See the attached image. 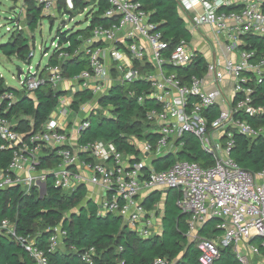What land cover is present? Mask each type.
I'll return each instance as SVG.
<instances>
[{"label": "built area", "instance_id": "built-area-1", "mask_svg": "<svg viewBox=\"0 0 264 264\" xmlns=\"http://www.w3.org/2000/svg\"><path fill=\"white\" fill-rule=\"evenodd\" d=\"M33 1L41 8L42 15L51 17L61 12L73 13L82 4L87 5L83 10H90L87 16L90 22L85 28L89 30L88 35L78 39L79 49L73 53L84 52L87 69L71 80L62 78L60 66L47 69V80L32 71V67L26 75L21 73L19 85L30 94L44 79L54 89L64 80L74 84L67 95L58 99L37 130L17 132L14 124L0 117L1 149L13 150L7 170L0 171V191L15 186L27 194L33 188L40 191L49 176L54 188L62 192L84 187L87 194L92 189L87 198L94 203L98 215L117 216L144 240L155 236V226L142 206L143 198L153 191H173L179 212L192 218L186 236L195 243L198 264H214L219 250L225 247L232 248L241 264H248L237 247L244 241L257 239L259 247L264 249V170L249 173L229 155L234 131L247 137L262 133L235 116L239 113L249 117L264 115V108L253 104V90L248 86L260 82L264 54L256 58L255 51L240 48L247 35L264 37V0H176L191 35L201 27L213 34L215 41L210 56L201 54L192 42L184 40L171 47L158 25L150 23L137 0H105L107 8L98 15L97 0ZM17 17L13 27H6V32L21 30ZM96 17L107 19L108 24L94 23ZM62 26H66L65 22ZM67 46L69 43L62 47ZM60 50L57 44L54 53L58 59L70 57ZM199 55L205 61V75L191 76L187 83L182 82L172 69L188 67ZM137 83L146 85L137 102L142 104L148 99L159 105V109L150 110L146 116L152 126L150 132L158 136L155 141L134 140L135 155L121 152L114 143L102 140L80 147L69 145V129L74 126L78 138L89 127L88 118L97 114L96 110L92 111L79 125L66 120L58 123L54 119L56 114L63 113L66 118V110L73 112V96L88 92L92 99L99 101L115 85ZM129 95L133 97L135 92ZM2 99L13 97L3 95ZM216 105L219 114L208 124L203 112ZM186 135L197 139L213 163L203 167L176 161L168 168L155 170L151 161L176 154L184 145L182 139ZM43 156L57 159L59 165L53 170L38 169ZM211 219L219 221L217 228L223 232L217 240L199 237L194 231V221L204 223ZM0 230L19 242L35 264H47L45 251L35 247L33 238L16 236L13 223L4 219ZM65 235L60 227H55L47 241V252L54 251ZM259 247L251 245L249 250L264 262ZM78 256L84 264H94L97 251L91 247ZM152 264L169 263L156 259Z\"/></svg>", "mask_w": 264, "mask_h": 264}, {"label": "trees", "instance_id": "trees-1", "mask_svg": "<svg viewBox=\"0 0 264 264\" xmlns=\"http://www.w3.org/2000/svg\"><path fill=\"white\" fill-rule=\"evenodd\" d=\"M24 1L26 3L25 24L28 31L33 32L43 18L42 11L33 0ZM94 1L91 0V2ZM137 1L148 14L150 23L158 25L163 38L171 43V47L180 40L191 42L192 35L186 28L176 0ZM97 2L98 15L107 8V4L105 0H97ZM86 6L82 4V8ZM94 23L107 25L108 20L96 17ZM88 31L84 29L73 34L58 33L60 52H67L70 57L60 60L58 55L53 53L45 70L60 66L62 78L65 80H71L86 70L87 60L84 52L77 55L73 53L79 49L78 39L87 37ZM20 34L19 32L10 36L5 44H0V53L4 57L17 56L22 61L26 59L28 43ZM243 41L244 45L240 47L241 49L255 51L256 58L264 54V37L247 35ZM65 43H69V46L62 47ZM172 70L182 82L187 83L191 76L203 77L206 65L203 57L199 55L188 67ZM41 76L47 80V76ZM254 78L251 79L254 80ZM45 79L44 83L30 94L22 89L17 90L6 85L0 74V97L9 94L13 97L11 100H0V117L12 124L19 118L18 123H21L23 118H28L33 123L32 127L27 125L26 131H21L19 126L14 124L15 131L26 133L31 128L39 129L55 108L58 99L68 94L65 89H54ZM248 86L253 90L251 95L253 104L264 108V72L260 76V82L249 83ZM145 88V83L112 87L107 95L99 99L100 107H106L109 113L107 116L97 113L88 118L89 127L79 134L77 146L102 140L114 143L121 152L135 155L137 149L132 143L134 140L155 141L158 136L150 132L152 126L146 116L150 110L159 109V105L148 99L142 104L137 102V97ZM131 91L135 92V96L129 95ZM89 99L92 97L88 92L78 94L73 99L72 110L77 111L80 103ZM218 114L217 105L203 112L208 124L215 121ZM235 117L246 121L255 131H262L255 137H247L234 131L233 146L229 155L241 169L257 174L264 170V115L249 117L239 113ZM182 141L184 145L176 154H168L152 160V167L155 170H163L176 161L197 163L203 167L213 163L212 158L202 149L195 137L186 135ZM2 145L3 141L0 139V171H6L11 162L13 150H2ZM58 165L57 159L50 160L47 156H43L38 169L53 170ZM85 196L84 187L70 192H62L54 188L51 177H47L45 181L44 195L37 188L31 189L27 194L19 186L10 187L0 191V225L4 219H7L13 223L16 236L33 238L35 247L45 251L47 264H84L80 261L78 254L91 247L97 251L94 264H117L119 261L124 264H152L156 259H165L169 264H198V250L194 244H189L186 237L189 215L179 212L175 205L176 194L173 191L165 197L161 234L147 240L140 239L132 233L117 216L98 215L91 201L76 213H71L68 219H63V214L70 212ZM160 199V193H151L142 200V206L150 210ZM217 222L219 223L216 219L207 221L199 232L200 236L209 239L215 236L220 237L223 232L215 227ZM58 226L66 235L59 247L52 252H47V241L53 229ZM255 243L257 241L253 239L252 244ZM259 250L264 254L263 248L259 247ZM0 264H35V262L19 242L0 230ZM214 264H241V262L232 248L225 247L219 250V257Z\"/></svg>", "mask_w": 264, "mask_h": 264}, {"label": "rangeland", "instance_id": "rangeland-1", "mask_svg": "<svg viewBox=\"0 0 264 264\" xmlns=\"http://www.w3.org/2000/svg\"><path fill=\"white\" fill-rule=\"evenodd\" d=\"M89 11L87 9L83 10V8H79L76 9V11H74L73 13L61 12L59 14L52 15V17L50 15H42L43 18H41V20L39 21L36 29L33 32H30L28 31L25 24V1L0 0V44H5L10 36L19 34V32L21 33L20 35L26 38L28 43V54L26 56V59L23 61L20 58H17V56L8 58L4 57L0 53V74L4 78L6 85L17 90L21 89L17 78V69H20L23 74L26 75L28 68L32 67V71H36L37 73L44 75V77L47 76L48 70H45V68L47 67L49 58L56 50V45L59 43L58 33L73 34L76 31L84 30L90 22V19H88L87 17ZM18 14V18H20V22H22L21 30L11 32V35V33L6 32L5 29L6 27H13L14 18ZM62 22H65L66 26H62ZM67 29L71 31L67 32ZM219 38L221 39L222 37L219 36ZM191 41L194 44L196 42L201 43L204 46L206 52L209 49L213 51L212 43L213 41H215V39L213 34L206 27H201V30L193 32ZM221 41H223V39H221ZM194 48L197 49L195 45ZM207 60L210 61V59ZM63 82L64 83L60 84V86L58 85V87H62V89H65V91H69L71 86L74 84H70L65 80ZM68 96L71 97V93ZM75 97H77V95L73 96V98ZM98 107H100V105L97 99H89L84 103H80L77 111L70 112L69 110H66V118L64 117L63 113H59L54 116V119L57 120L58 123H62L64 120H66V122H71L75 123V125H79L80 121L85 119L94 110H96L98 114L100 113V115L107 116L109 110L106 107ZM18 121H20V118ZM18 121L16 120L14 124L19 126L21 131H26L25 129L27 128V125H30V127L31 125H33L31 120L28 118H23V121H21V123H18ZM30 130L31 129H29L28 131ZM87 199L88 198L84 197L80 201V203L70 212L63 214V219H68L71 213H76L82 206H85ZM159 207H162V203L159 204ZM259 244L260 241L258 245ZM253 246L257 247V245ZM260 262L261 261L258 262L256 259L254 260V264H258ZM249 263L251 264V262Z\"/></svg>", "mask_w": 264, "mask_h": 264}, {"label": "crops", "instance_id": "crops-1", "mask_svg": "<svg viewBox=\"0 0 264 264\" xmlns=\"http://www.w3.org/2000/svg\"><path fill=\"white\" fill-rule=\"evenodd\" d=\"M17 16H19V14H18ZM17 18H18V17H17ZM15 21H16V20H14V22H15ZM20 21H21V19L19 18V23L22 24V22H20ZM5 30H6V29H5ZM191 42H192V41H191ZM192 44H194V43H192ZM194 45L197 47L198 50H200L201 54L206 55V56H210V53H211V50H210V49L206 52L204 46H203L201 43H197V42H196ZM202 46H203V47H202ZM202 51H204V52H202ZM226 90H227V91L230 90V86H229V85H227ZM74 125H75V123H74ZM74 129H75V128H74V126H73V127L70 128L69 131H68V133H69V145L72 146V147H73V146H74V147L77 146V135H76ZM87 192H88V193H87L86 196H85L86 198H87V196L89 195V193L91 194L92 189H88ZM155 192L160 193L161 199H160L157 203L154 204V206H153L152 209H150V210L145 209V210H146L147 214L150 215V216L152 217V220H153V223H154V226H155V235H160V234H161V231H162V217H163V212H164V201H165V197L169 194L170 191H168V192H166V191H163V192H160V191H153V192H149V193H147L146 196L149 195V194H151V193H155ZM146 196H145V197H146ZM171 196H173V194H171ZM145 197H144V198H145ZM144 198H143V199H144ZM89 202H90V201H89ZM160 203H162V207H161V208L159 207V204H160ZM158 213H159V214H158ZM191 220H192V218H191V216L189 215V219L187 220V227H188V223H189ZM206 222H207V221H205L204 223H202V222H200V221H197V220L194 221V224H195V227H196L194 231H195V233H196L199 237H201L200 234H199V232H200V230L205 226ZM217 225H218V222H217ZM217 225H216L215 227H217ZM210 228H212V227H210ZM187 231H188V230H187ZM186 237H187V236H186ZM187 239H188L189 244H194V245H195V243H194L191 239H189L188 237H187ZM211 239L217 240L218 237L215 236V237H213V238H211ZM252 240H253V239H252ZM252 240H250L249 242H246V241L242 242L241 244L238 245L237 249H238L239 253H240L242 256H245V257L249 260V261H248V264H250L249 262H251V264H254V260H255V259H256L258 262L261 261L260 263L264 264L263 260H261L259 257L255 256V255H252L251 252H250V250H249L251 245H257V246H258V243H259V240L256 239L257 243L252 244ZM262 254H263V253H262ZM258 264H259V263H258Z\"/></svg>", "mask_w": 264, "mask_h": 264}, {"label": "water", "instance_id": "water-1", "mask_svg": "<svg viewBox=\"0 0 264 264\" xmlns=\"http://www.w3.org/2000/svg\"><path fill=\"white\" fill-rule=\"evenodd\" d=\"M50 24H51V23H50ZM21 73H22V71H21L20 69H17V78L20 77ZM49 177H50V176H49ZM40 192H41L42 195H44V192H45V184H42V185L40 186ZM166 192H168V191H166ZM87 202H89L88 199H87ZM87 202H86V203H87ZM216 220H217V219H216Z\"/></svg>", "mask_w": 264, "mask_h": 264}]
</instances>
